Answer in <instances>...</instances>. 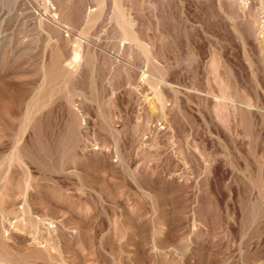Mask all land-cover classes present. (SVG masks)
Listing matches in <instances>:
<instances>
[{
    "label": "rangeland",
    "instance_id": "obj_1",
    "mask_svg": "<svg viewBox=\"0 0 264 264\" xmlns=\"http://www.w3.org/2000/svg\"><path fill=\"white\" fill-rule=\"evenodd\" d=\"M0 264H264V0H0Z\"/></svg>",
    "mask_w": 264,
    "mask_h": 264
}]
</instances>
